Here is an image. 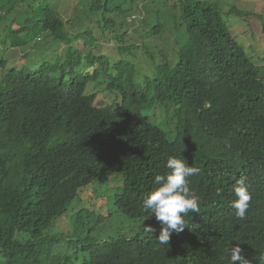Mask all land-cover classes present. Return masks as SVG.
Here are the masks:
<instances>
[{
  "label": "trees",
  "instance_id": "obj_1",
  "mask_svg": "<svg viewBox=\"0 0 264 264\" xmlns=\"http://www.w3.org/2000/svg\"><path fill=\"white\" fill-rule=\"evenodd\" d=\"M34 1L11 27L24 0H0V264H230L237 244L250 264H261L264 224L254 221L264 207V64L252 62L224 20L233 15L244 25L242 14L229 5L227 12L224 0L167 1L175 32L141 18L140 42L161 36L164 46L161 63L138 71L135 82L136 67L122 53L154 57L125 45L111 15L127 14L136 0H82L86 18L98 19L96 37L87 28L80 49L50 1ZM40 33L52 38L55 57L17 68L15 50L39 43ZM106 33L118 44L117 61L92 51ZM169 156L200 169L188 178L200 211L185 215L184 230L162 245L161 225L142 203L155 176L170 171ZM117 175L124 182L110 201L147 219L152 235L97 241L82 211L75 231L50 233L81 188ZM241 177L252 197L243 220L231 207Z\"/></svg>",
  "mask_w": 264,
  "mask_h": 264
},
{
  "label": "rangeland",
  "instance_id": "obj_2",
  "mask_svg": "<svg viewBox=\"0 0 264 264\" xmlns=\"http://www.w3.org/2000/svg\"><path fill=\"white\" fill-rule=\"evenodd\" d=\"M51 7L57 11L58 16L65 21L67 31L72 34L71 37L77 36V39L74 40V45L80 49L82 41L85 35L83 34L86 29L89 28L94 35V31L97 28L96 20L97 17L86 18V12L83 10L82 0H49ZM169 3L170 0H150L148 2H143L142 0H136L131 6L130 11L125 15L112 16L117 22L116 27L120 29V32L124 34V39L122 42L125 45H139V49L146 50L152 53L154 60L151 61L150 58L143 53L141 56L140 52H124L122 53L120 59L132 62L136 67V76L135 82H139L138 71L140 73L145 72L147 67L153 65H159L158 59L160 57L159 51L164 46V42L160 37L150 38L145 41H141L143 25L140 22L142 17H149L152 19L151 25L157 23L158 21L164 24L167 22L169 28L172 32H175V24L173 17H169V12L163 6ZM216 3H223V0H214ZM220 1V2H219ZM223 4L224 9L228 12L229 6H234V10L242 14V18L245 21V24H235V17L233 15L226 17L224 20L227 25L234 29L233 32H238L242 39L236 37L238 43L244 48L246 54L252 62L256 65L264 64V0H224ZM34 0H24V4L18 6L16 10V15L13 14L12 17L5 19L6 23L10 21L11 27H15L18 21L21 20L24 15L27 16L26 12H29L30 9L26 6L34 4ZM37 3V2H35ZM161 4V6L159 5ZM229 5V6H228ZM166 10V12L164 11ZM161 15H160V14ZM2 13H0V16ZM238 17V16H236ZM239 18V17H238ZM8 20V21H7ZM121 24V27L119 26ZM2 25V24H1ZM6 25L3 24V27ZM249 29H245L244 27ZM168 30V29H166ZM32 34V33H31ZM34 35V34H32ZM36 35V34H35ZM4 35H1L3 40ZM46 38H45V37ZM40 33L37 37L41 39L39 43L35 41L29 42L25 47L19 48L17 51V56L15 58L16 67L19 68L22 65L29 67L30 69L36 68L39 63H41L45 58L48 60L51 57H55V45L48 42L46 39L51 40L52 38L49 35ZM254 36V37H253ZM96 37V36H95ZM177 39V36H176ZM179 43H183L177 41ZM96 43V42H95ZM98 48L92 46V51L95 55H105L114 61H117V58H113V54H117V45L116 40L113 38L112 34L106 33V39L98 40ZM174 45V40L172 41ZM47 48V49H45ZM51 48V49H48ZM136 48V47H135ZM137 49V50H139ZM2 50H5L3 46L0 45V54ZM48 50V51H46ZM156 53V55H153ZM174 52H171L168 56L172 57ZM14 53H10L9 56H12ZM29 54L27 57L23 58V55ZM5 56V55H4ZM8 59V56L5 58ZM113 61V62H114ZM177 61V56L175 62ZM78 70L75 69V73ZM139 73V74H140ZM99 101L103 100L102 96L99 95ZM124 182L122 175L106 177L102 180L92 182L88 185L87 188H84L80 191V194L77 198L70 204L66 213L63 217L58 218L54 221L52 227L50 228V233L55 236H61L63 232H66L70 229L75 231V214L78 211H82L85 216L83 223H88L91 226L89 234L92 238L97 241L108 240L117 237H134L139 235L143 237L146 233L145 227L150 226L147 219H133L128 217L121 212H119L112 201H110L111 196L117 190H120ZM68 234V232H66ZM153 234V233H152ZM151 234V235H152Z\"/></svg>",
  "mask_w": 264,
  "mask_h": 264
},
{
  "label": "clouds",
  "instance_id": "obj_3",
  "mask_svg": "<svg viewBox=\"0 0 264 264\" xmlns=\"http://www.w3.org/2000/svg\"><path fill=\"white\" fill-rule=\"evenodd\" d=\"M166 168L170 170L168 174L155 176L154 183L157 187L143 199L142 203V207L146 211L150 210L152 214H155L156 221L161 225L156 240L162 245H168L173 232L180 233L184 230L186 222L183 217L185 215L189 212L199 213L200 211V197L194 192H190L188 187V178L198 174L200 169L190 166L182 156L179 158L169 156ZM87 187L88 185L84 188ZM233 192L236 199L231 202V207L235 210L236 218L243 220L246 218L252 199L245 177L236 181ZM255 218H258L254 221L256 228L264 224L261 222L264 220V207ZM145 230L150 234L156 231L152 226L145 227ZM260 262L264 264V255L261 256ZM230 264H250L238 244L230 250Z\"/></svg>",
  "mask_w": 264,
  "mask_h": 264
},
{
  "label": "bare ground",
  "instance_id": "obj_4",
  "mask_svg": "<svg viewBox=\"0 0 264 264\" xmlns=\"http://www.w3.org/2000/svg\"><path fill=\"white\" fill-rule=\"evenodd\" d=\"M83 161V160H82Z\"/></svg>",
  "mask_w": 264,
  "mask_h": 264
}]
</instances>
